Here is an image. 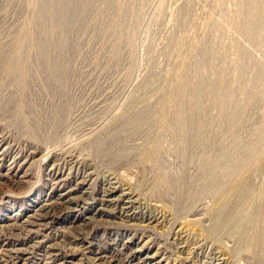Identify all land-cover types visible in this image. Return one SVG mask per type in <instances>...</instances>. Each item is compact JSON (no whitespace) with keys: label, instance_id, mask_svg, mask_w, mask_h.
I'll return each instance as SVG.
<instances>
[{"label":"rangeland","instance_id":"1","mask_svg":"<svg viewBox=\"0 0 264 264\" xmlns=\"http://www.w3.org/2000/svg\"><path fill=\"white\" fill-rule=\"evenodd\" d=\"M54 158L88 194L35 221ZM0 187V264H264V0H0Z\"/></svg>","mask_w":264,"mask_h":264},{"label":"bare ground","instance_id":"2","mask_svg":"<svg viewBox=\"0 0 264 264\" xmlns=\"http://www.w3.org/2000/svg\"><path fill=\"white\" fill-rule=\"evenodd\" d=\"M53 160L54 168L50 169V171L47 173V176L48 180L52 181V186H55L54 190L56 191V196L52 201L46 203L44 202L39 205L40 207H38V210L35 211V214L33 216L35 221L38 220L42 222L47 219H59L66 214H72L74 212L72 208L73 201H76L77 199L81 200L82 194L86 193L84 191H81L82 185L83 183H85L82 179L81 181L75 180L72 185H70L68 188H65V181L58 179V175L53 170L55 169L56 158H54ZM104 185L105 186L101 185L98 191L100 197L97 201L100 202V207L90 214L80 216V223L76 224L72 221L69 225V229L71 231L81 235L84 238L86 235H89L92 230L99 227L102 223L110 222L111 220L106 219L108 217L119 218L121 220H132L137 218L138 212L136 211L135 206L136 200L134 199V195L130 192V190L125 191L121 189L120 185ZM80 191V195H77L76 193ZM89 228L91 231L88 230ZM252 237H255L253 239V241L255 240V242H258L260 239V236L258 234H254ZM253 241L251 242L254 243ZM132 242L133 240H129L124 247V251L128 253L131 260L135 261V264H146V261L152 262L153 257L150 255H145L144 258L141 259L139 256L140 254H142L141 249H134L133 247L131 248ZM120 250H122V248L119 250H114L115 252H112L110 254H106L103 251L96 250H93L92 252L97 257V260L101 262V264H121L120 255L122 251ZM15 256H18V254H15ZM126 261V263H128V258Z\"/></svg>","mask_w":264,"mask_h":264}]
</instances>
